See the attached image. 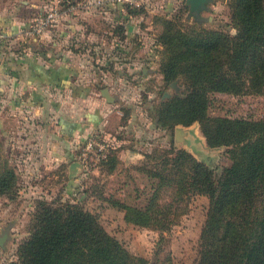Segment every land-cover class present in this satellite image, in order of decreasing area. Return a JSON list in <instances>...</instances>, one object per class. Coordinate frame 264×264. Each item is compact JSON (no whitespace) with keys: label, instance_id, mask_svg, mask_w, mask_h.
Masks as SVG:
<instances>
[{"label":"rangeland","instance_id":"rangeland-1","mask_svg":"<svg viewBox=\"0 0 264 264\" xmlns=\"http://www.w3.org/2000/svg\"><path fill=\"white\" fill-rule=\"evenodd\" d=\"M142 1L138 8L125 7V13L121 14L120 4L115 0H16L21 9L22 29L27 35L40 37L44 44L49 41L47 33L53 27L62 23L67 26L69 16L75 30L99 34L90 42L99 41L101 46L98 49L94 46L95 50L83 42L80 46H72L73 41L69 40L64 44L71 45L75 55L70 65L72 75L77 76L78 83L92 86L105 109L109 108L101 127L93 131L105 140L109 155L106 160L104 157L88 159V164L83 166L76 146L63 160L51 161L46 156L48 135L52 133L57 141L60 138L49 103L43 101L39 107H33L39 109L33 115L27 112L32 108L29 103L19 95L5 93L3 86L0 90V170L8 165L14 172V180L7 192H0V235L6 233L0 245V264H17L16 246L28 233L37 198L75 202L94 213L109 234L130 253L147 258L149 264L158 231L127 222L123 209L114 204L143 208L147 203L157 179L142 168L154 161L145 154L152 155L153 150L160 152L168 147L189 149L197 160L216 172L228 163L225 146L207 145L196 120L185 126L176 123L166 129L155 123L154 105L179 92L182 85L178 77L167 83L161 78L158 64L164 48L156 40L160 25L152 18L153 15L173 18L183 29L192 26L233 33L229 0H207L196 16L188 11L185 0ZM0 42L8 43L10 50L15 49L14 34H0ZM46 48L43 45L41 50ZM134 53L140 58L134 73H129L126 65L113 63L135 57ZM102 87L108 89L112 101H106L100 94ZM206 112L212 116L264 120V95L213 91L208 94ZM174 127L183 129L182 138L175 139ZM171 187L165 184L157 187L158 203L170 200ZM179 204L184 211L162 232L165 241L159 257L167 253L172 264H193L207 198L190 194Z\"/></svg>","mask_w":264,"mask_h":264},{"label":"trees","instance_id":"trees-1","mask_svg":"<svg viewBox=\"0 0 264 264\" xmlns=\"http://www.w3.org/2000/svg\"><path fill=\"white\" fill-rule=\"evenodd\" d=\"M234 32L179 27L173 18L153 15L156 40L164 51L158 70L164 83L178 77L182 88L153 107L161 128L196 120L209 146H225L228 163L218 172L183 148L145 154L143 165L157 179L143 208L114 204L134 225L156 229L149 264H172L163 231L184 211L190 194L204 195L207 205L199 229L193 264H264V120L209 115L213 91L264 95V0H229ZM125 65L126 61L115 60ZM106 154L103 159H107ZM14 172L0 170V192H7ZM172 186L168 202L158 203L157 187ZM178 201V203H173ZM17 264H147L109 234L97 216L75 202L35 200L27 235L16 246Z\"/></svg>","mask_w":264,"mask_h":264},{"label":"crops","instance_id":"crops-1","mask_svg":"<svg viewBox=\"0 0 264 264\" xmlns=\"http://www.w3.org/2000/svg\"><path fill=\"white\" fill-rule=\"evenodd\" d=\"M20 13L16 0H0V34H14L15 41L13 50L9 49L8 43L0 42V90L5 86V93L19 95L21 100L32 106L27 112H32L33 115L39 111L33 107L43 101L49 103L54 114V128L60 139L54 140L52 133L48 135L50 139L46 156L51 161H61L71 155L70 152L87 133L101 127L105 111L109 110L105 109L98 95L93 93L92 86L85 82L78 83L70 66L75 56L71 51L72 46H80L83 42L93 50L94 46H98V49L101 46L99 41H94L93 44L90 42H93L95 34H99L80 28L75 30V25L70 21L72 16H69L66 17L67 26L62 23L53 27L47 33L49 41L44 44L40 37L27 35L26 30L22 29ZM126 20L124 15V21ZM67 40L73 41V45L64 44ZM43 45L47 47L45 51L41 50ZM136 54L125 60L129 73H134L135 66L140 61ZM33 115L30 117L32 124Z\"/></svg>","mask_w":264,"mask_h":264},{"label":"built area","instance_id":"built-area-1","mask_svg":"<svg viewBox=\"0 0 264 264\" xmlns=\"http://www.w3.org/2000/svg\"><path fill=\"white\" fill-rule=\"evenodd\" d=\"M120 4V11L125 13V7L138 8L142 0H115ZM106 142L99 138L95 133L86 134L78 143V158L83 166L88 164V159L98 160L106 155Z\"/></svg>","mask_w":264,"mask_h":264},{"label":"water","instance_id":"water-1","mask_svg":"<svg viewBox=\"0 0 264 264\" xmlns=\"http://www.w3.org/2000/svg\"><path fill=\"white\" fill-rule=\"evenodd\" d=\"M206 1L207 0H185V4L188 5V11L193 16H196V14H198V11L204 7V4H205ZM99 91H100V94L105 98L106 101L110 102V101L113 100V96L108 92V89L106 87L100 88ZM179 124H181V123H179ZM182 135L184 136L183 129H181L180 127H174V137H175V139L178 140V139L182 138ZM188 152H190L192 155L194 154L192 151H188ZM5 236H6L5 232H3L0 235V245L2 244V241L4 240Z\"/></svg>","mask_w":264,"mask_h":264}]
</instances>
